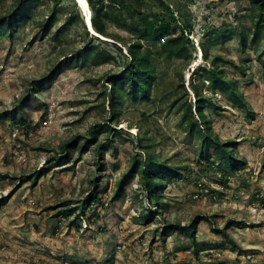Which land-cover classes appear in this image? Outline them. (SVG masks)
Listing matches in <instances>:
<instances>
[{
	"label": "rangeland",
	"instance_id": "obj_1",
	"mask_svg": "<svg viewBox=\"0 0 264 264\" xmlns=\"http://www.w3.org/2000/svg\"><path fill=\"white\" fill-rule=\"evenodd\" d=\"M23 1L0 29V264H264V30L251 0H92L111 41L76 0H0V17ZM151 25L184 33L189 54L143 41L156 55L149 95L112 109L108 81ZM215 68L246 108L208 81ZM208 127L245 164L203 152ZM150 156L174 170L158 210L138 174Z\"/></svg>",
	"mask_w": 264,
	"mask_h": 264
},
{
	"label": "trees",
	"instance_id": "obj_2",
	"mask_svg": "<svg viewBox=\"0 0 264 264\" xmlns=\"http://www.w3.org/2000/svg\"><path fill=\"white\" fill-rule=\"evenodd\" d=\"M253 5L256 7V23L255 27L257 30H264V0H251ZM90 8L94 13V18L92 17V25L95 31L100 33L106 38L115 40L114 37L106 35L105 31L100 28L99 23H97V17L107 16L104 14L102 9H96L92 0H88ZM26 2H21L15 9V13L10 16L0 17V29L4 31V34L10 32L14 27L16 22L19 21L18 15L25 9ZM141 17L143 16L140 13ZM99 38V37H97ZM140 40L128 45V58L127 67L119 74H116L109 79L110 87V102L112 109H115L117 106V100L119 96H137L149 95V84L152 82V78L155 74V65L154 60L155 56L151 52H143V41L152 43V45L160 44V50L168 58H177L185 59L187 58L189 51L187 49V43L189 39H186L184 33L181 35H165L163 26L151 25L146 27L141 31ZM262 41L260 38L257 40V43ZM242 44H245L246 39L241 40ZM88 51V48L84 49L79 56L85 54ZM89 52V51H88ZM78 55L71 57L67 62H73L78 59ZM59 68V67H58ZM217 69H213L208 72L209 79L208 81L213 86H223L227 91L232 95V102L238 104L241 107L247 106V102L244 96L240 93L236 84H233L229 81H224L222 77H217ZM196 93V105L195 112L200 121H203L205 124H209L207 116L204 112V98L199 95V92L196 87H194ZM193 106H189L183 116V120L188 125V131L193 127L192 118H193ZM97 137V131L92 129L89 132L88 140H95ZM231 142H223L219 137L214 135L211 127H208L207 131L204 133V144L202 145L203 152L206 151L211 145L216 146L220 150V159L225 166H233L231 164L234 161V165L242 166L245 164L244 160H241L236 153L234 152V145ZM135 164H133V167ZM139 176L142 179L143 190L148 195V199L154 200L156 205L154 209L159 208L158 203L160 199L157 195L158 191L165 187L166 180L168 178L174 177V170L166 166L165 163L157 161L153 156L147 157L144 163L140 165ZM235 168V167H233ZM72 211H67L66 216H69ZM193 234V233H192Z\"/></svg>",
	"mask_w": 264,
	"mask_h": 264
},
{
	"label": "bare ground",
	"instance_id": "obj_3",
	"mask_svg": "<svg viewBox=\"0 0 264 264\" xmlns=\"http://www.w3.org/2000/svg\"><path fill=\"white\" fill-rule=\"evenodd\" d=\"M76 2H77V5H78L80 11L82 12V14L84 16L85 24L87 25V27L89 26V28H90L89 31H91V33L95 36L97 35V36L101 37L102 39L111 41V39L104 37L103 35H101L97 31H95V29L93 28L92 12H91V9L89 8L88 1L87 0H76Z\"/></svg>",
	"mask_w": 264,
	"mask_h": 264
},
{
	"label": "water",
	"instance_id": "obj_4",
	"mask_svg": "<svg viewBox=\"0 0 264 264\" xmlns=\"http://www.w3.org/2000/svg\"><path fill=\"white\" fill-rule=\"evenodd\" d=\"M97 36V35H96ZM97 37H99V36H97ZM99 38H101V37H99Z\"/></svg>",
	"mask_w": 264,
	"mask_h": 264
}]
</instances>
